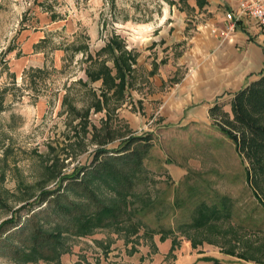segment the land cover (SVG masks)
I'll return each mask as SVG.
<instances>
[{"label": "rangeland", "instance_id": "obj_1", "mask_svg": "<svg viewBox=\"0 0 264 264\" xmlns=\"http://www.w3.org/2000/svg\"><path fill=\"white\" fill-rule=\"evenodd\" d=\"M229 1L0 0V221L40 190L65 186L61 175L89 165L100 142L113 148L150 133L121 220L80 231L38 212L27 228L52 233V255L32 257L24 246L17 258L0 253V264H264V204L244 163L208 109L204 121L187 118L204 100L175 108L188 63L166 64L183 58L202 25L231 24L237 0ZM121 51L122 86L92 76L103 65L114 74ZM88 185L105 202L121 198L103 179Z\"/></svg>", "mask_w": 264, "mask_h": 264}, {"label": "trees", "instance_id": "obj_2", "mask_svg": "<svg viewBox=\"0 0 264 264\" xmlns=\"http://www.w3.org/2000/svg\"><path fill=\"white\" fill-rule=\"evenodd\" d=\"M176 1L184 3L187 0ZM196 2L202 6L207 0H196ZM235 22V26L240 24L239 21ZM114 70L115 73L111 74L109 67L103 65L92 76H101L105 84L118 83L122 86L127 70L122 51L114 55ZM116 78H119L118 82H115ZM220 105L219 102H213L208 112L212 117L214 116L215 124L222 133L233 142L236 153L244 163L247 183L264 204V196L259 195L264 181V70L257 78L249 80L232 92L229 101L230 113L221 110ZM218 114L220 118H217ZM106 135L103 141L113 138L109 131ZM149 145L150 133L130 134L113 148H108L100 142L94 149L92 162L89 165L81 164L76 169L61 175L62 180L68 178L65 186L59 182L50 189L40 190L35 201L24 202L25 204L17 207L11 216L0 221V253H8L10 257L17 258L25 254L22 250L26 246L32 257L52 255L48 248L49 243L54 239L51 237L52 233L43 231L37 225L27 228L28 221H31L38 212H44V215L58 219L62 224L69 223L68 225L74 226H71V229L80 231L121 220L120 218L127 213L126 196L132 191L135 179L141 172L142 157ZM95 177L103 179L106 187L121 198L113 202H105L88 185ZM66 188L74 190L78 195L81 194L83 198L79 201L73 200L69 197ZM32 204L36 205L33 207ZM22 208L26 209V217L25 220L20 221ZM198 219H201L200 215ZM204 220L205 218L202 221ZM28 237L32 239L30 244H26ZM211 259L218 262L216 258Z\"/></svg>", "mask_w": 264, "mask_h": 264}, {"label": "crops", "instance_id": "obj_3", "mask_svg": "<svg viewBox=\"0 0 264 264\" xmlns=\"http://www.w3.org/2000/svg\"><path fill=\"white\" fill-rule=\"evenodd\" d=\"M207 2L214 5L218 2L221 4L220 0H207ZM229 3L235 5L236 0ZM211 7V5L207 7V12L212 10ZM239 22L240 24L233 28H229L228 22L219 23L216 27L214 24L212 27L202 25L201 29L194 30L187 39L188 47L181 52L183 58L178 57L174 65L170 64V59L166 62L167 69L168 67L176 69V65L182 62L188 63L189 72L185 73L178 86V92L184 95L187 93L188 96L181 95L183 101L178 102L179 107L175 108L179 110L183 109L187 103L205 101L192 106L190 110L192 113L187 118L193 121L198 119L204 121L208 114V107L213 102L220 103L222 100L225 107H228L226 111H229L232 92L249 80L257 78L264 70V27L244 18H241ZM163 77L161 74L154 75V85L159 86ZM220 92L224 93L215 96ZM152 96L156 98L164 95L155 91ZM171 97H167L165 102L167 105Z\"/></svg>", "mask_w": 264, "mask_h": 264}, {"label": "built area", "instance_id": "obj_4", "mask_svg": "<svg viewBox=\"0 0 264 264\" xmlns=\"http://www.w3.org/2000/svg\"><path fill=\"white\" fill-rule=\"evenodd\" d=\"M236 7L233 13H228L232 20L229 28H233L235 21H240L243 17L264 27V0H237Z\"/></svg>", "mask_w": 264, "mask_h": 264}]
</instances>
